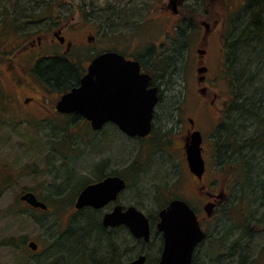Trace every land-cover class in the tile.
<instances>
[{"label":"rangeland","instance_id":"obj_1","mask_svg":"<svg viewBox=\"0 0 264 264\" xmlns=\"http://www.w3.org/2000/svg\"><path fill=\"white\" fill-rule=\"evenodd\" d=\"M170 1L0 0V30L10 27L6 26L5 20L12 18V28L15 31L8 37V43L12 40H16L13 41L15 43L26 42L31 38L36 39L51 27L53 16L57 18L55 21H65L72 17L78 19L79 11H82L99 32L111 33L113 50L135 57L141 56L144 64L154 69L157 78L165 85L162 87L159 118L155 123L158 137L154 144L160 147L154 150L148 142H140V199L132 200V203L142 202L141 207L149 216L153 227L157 223V208L174 196L186 199L195 210L200 211L201 201L194 190L195 186L193 187L181 153L172 149L173 159L162 150L169 140L168 135L165 136L166 132L170 131V137L178 142L187 119L194 118L204 134L207 180L213 183L214 188L211 191L216 194L223 191L226 196L214 217L204 222L209 238L198 252L196 262H208L219 253L220 258L216 264H264V197L260 191L255 190V183L264 179V153L255 149V155L251 153L247 156L248 163L240 159L241 165L230 170V173L221 170L222 164L221 161L218 162L216 154V132L222 125L224 138L228 130H231L227 129L231 128L230 125L232 130H238L237 141L243 142L255 135V118H241L229 110L228 106L232 104L234 95L237 94L239 100L255 97L261 102L260 112L264 116V68L251 52L252 49L246 50L239 41L242 22L238 18L243 13L241 11L246 0H182L176 15L172 10L164 9L169 6ZM201 22L211 24L206 65L211 69L212 76L218 74L217 85L211 86V93L218 92L223 103L221 105L217 102L216 107L223 111L211 112L214 115L197 98V88L203 85L197 86L193 78L198 60L197 49L206 48L201 43L205 33ZM215 22L218 23L216 28ZM235 41L234 68L239 70L240 66H244L245 73L242 80H237L235 76L236 80L232 82L229 75L222 73L221 77V73L217 71L221 67L226 71L225 53L229 43ZM145 54L146 57L143 56ZM249 72H253V75L250 76ZM17 114L12 109L4 110L3 106L0 109V162L7 164L0 165V264H44L41 256L34 257L29 253L24 242L35 239L43 244L46 239L47 244L54 243L59 227L64 228L70 219L73 223L70 232H73L75 239H78L79 234L89 235V241L85 245L88 249H93L101 242L98 239L97 216L85 215L74 219L69 216V210L62 214L58 211L71 202V195L66 194L73 191L68 190V186L74 188L77 185L78 188L82 185V179L86 183L90 182L96 165H106V159L110 156L108 154L118 157L121 137L108 132V129L95 135L82 120H69V128L64 130L65 121L62 119L46 120L39 116L22 117ZM226 122L230 125H225ZM177 142L174 147H177ZM122 148H125L123 153L128 163L137 160L135 143L132 145V141H125ZM248 152L249 148H244V154ZM24 191L37 193L51 208V212L34 215L23 209L17 201ZM249 215L251 218L247 221L255 230L253 237H249L250 241L236 244L232 257L221 246L217 251L214 240L218 239L217 243L219 240L224 242L233 223L235 229L231 239L227 241L230 243L239 238L242 229L237 226L242 218ZM12 238L19 240L16 241L18 248L8 244ZM158 245L159 238L156 237L151 247V262L156 259L155 248ZM134 251L135 245L130 239V257ZM53 252L55 253L52 254L50 249L46 258L48 263L56 258L58 252ZM85 261L78 257L75 263Z\"/></svg>","mask_w":264,"mask_h":264},{"label":"flooded vegetation","instance_id":"obj_2","mask_svg":"<svg viewBox=\"0 0 264 264\" xmlns=\"http://www.w3.org/2000/svg\"><path fill=\"white\" fill-rule=\"evenodd\" d=\"M181 3L182 0H180L179 5ZM164 9L172 10L174 12V6L171 4V1L169 6H166ZM177 13L174 12L175 15ZM52 18L54 22L51 27L44 30L41 35L37 36L36 39L31 38L26 42L21 43L13 42L16 40H12L8 43V37L10 38L12 33L15 31V29L12 28L14 20L12 18L5 20L7 21L6 26L10 25V27L7 29L3 27V29L0 30V109L2 106L4 110L12 109L15 113H18V116L22 117L39 116L40 118L46 120L62 119L63 121L82 120L91 128L95 135L106 129H108V132H114L118 137H121L122 145L118 151V157L110 153L108 154L110 156L106 159V165H96L92 174L93 179L90 182L86 183L85 179H82L83 181L80 187L77 188V185L74 188H71L72 186H68L67 189L73 191L71 194H66L68 196L71 195V202L67 206L63 205L65 210L61 207L62 210L60 209V211H58L62 214L66 210H69V216H73L74 219L85 215H96L98 219L97 229L99 231L98 239L101 241L100 244L93 249H87L88 251L86 250V252H84L83 249L76 248L72 245L67 246V237L70 235L73 236V232H70L73 224L70 219L66 223L67 227H59L60 231L54 243L52 242L51 244H47V240L45 239L44 243L41 244L38 240L30 239L24 242L27 245V250L34 257L41 256L44 260V264H128L134 262L142 256L145 257L144 264H159L164 246L163 234L156 228V225L159 222V214L161 210L166 208L172 200L180 198L183 199L182 197L174 196L170 198L165 205L160 206L161 208H157V223L153 227L151 222L152 227L149 241H146L144 238L134 236L129 227L124 224L106 227L104 226L103 220L106 215L112 214L118 207L122 209V212H126L130 207H135L139 211L145 213L141 207L142 202L132 203V200L135 201L140 199L139 175L140 165H142V163L140 164V142H148L154 150H157V147H160H156L154 144L158 137L155 123L159 118L158 110L163 99L162 87L165 83L161 82V80L157 78L154 69L149 68L144 64L141 56L135 57L113 50L111 33L99 32L96 27L92 26L91 21H88L90 19L85 18L82 11H79L78 19H76V17H72L67 18L65 21L62 19L55 21L57 19L56 16H53ZM217 25L218 23L215 22L214 28H216ZM201 28L205 29L204 36L201 38V43H204L206 48L197 49L198 60H196L195 63L193 78L197 86H203L197 88L196 95L210 113H215L216 110L217 112H221L223 111L222 108H217L216 106L218 105L217 102L221 105L223 104L222 98L218 92L211 93V90L212 87L217 85V73H221L222 77V73L224 74L225 70L221 67L218 69L216 73L217 75L212 76L211 69L206 65V58L209 53V42L207 40L209 33L212 30L211 24L201 22ZM2 45L4 46L2 47ZM112 51L120 53L126 58V60L138 61L140 64V73L143 75L146 74L151 78L148 89H158L159 103L154 108L152 132L146 137H129L120 130L119 126L112 122L106 123L100 130H94L91 123L80 115L63 114L57 110V104L61 98L73 88L80 86L81 80L88 74V69L91 63L97 57ZM143 56L146 57V54ZM56 61L66 63L75 69V82L64 90L51 84L49 79L45 77V75L49 72V66ZM223 64L224 63L222 62V65ZM99 78H103V76ZM95 80H97V77ZM181 122L183 123V121ZM187 123H185L184 129L182 130L183 135L178 138V142L177 139L170 137L168 134L170 131L166 132L165 136L168 135L167 137L169 140L165 143V148H162V150H165V152L171 155L174 159L171 151L175 148V150L178 151L177 153H181L183 160H185L187 170L191 175L190 177L193 182V187L195 186L194 190L201 201L200 211L194 210L202 230L209 238L204 222L214 217L215 212L219 209L226 196L223 191L219 194L211 191V189L213 190L214 188L212 187L213 183H209L207 180L208 162L205 158L204 134L198 128L197 121L194 118L189 117L187 119ZM194 132H200L202 135V156L205 161L206 169L201 179L190 171L186 155L187 145ZM125 141H127V143L132 141V145L135 143V147H137V160H133L134 162L131 164L128 163V160L123 153L125 148H122V146H124ZM176 142L178 145L177 147H174V143ZM148 156L150 157V155ZM149 157H147L148 160H150ZM0 165L7 164L0 162ZM108 178H119L125 182L124 189L117 194L114 200L99 209L91 206H85L83 208L77 207L78 198L86 187L103 182ZM76 182L78 183V179H76ZM29 193L34 194L40 203L46 205L47 209L43 210L41 208H35L26 201L21 200L24 195ZM183 200L188 202L186 199ZM17 202L21 205V207H23V209L29 211L30 213H34V215H37L38 213L46 215L51 212V208L43 201V199L37 193L32 191L22 192ZM188 204L190 203L188 202ZM208 206L212 207L211 216L206 210ZM156 237L159 238L160 245L155 248L157 251L156 259L151 262L150 252L152 251L151 247H153ZM130 239L135 245V251L131 257L129 256ZM16 241L19 240L12 238L8 244L18 248V243ZM205 242L200 243L196 247L193 262ZM31 243H33L37 248H31ZM50 249H52V254L55 253L53 252L54 250H57L58 253H56V258L48 263V259L46 260V258ZM78 257L85 259V263H75Z\"/></svg>","mask_w":264,"mask_h":264},{"label":"water","instance_id":"obj_3","mask_svg":"<svg viewBox=\"0 0 264 264\" xmlns=\"http://www.w3.org/2000/svg\"><path fill=\"white\" fill-rule=\"evenodd\" d=\"M180 0H171L174 12ZM103 76V78H99ZM97 77V80L95 78ZM151 78L140 73L138 61L126 60L117 52H108L97 57L89 66L88 74L80 86L66 93L57 104L63 114H76L88 120L94 130L112 122L129 137H146L152 131L155 106L159 103L158 89H148ZM202 135L194 132L186 148L190 171L199 179L205 173L202 156ZM125 182L108 178L89 185L80 194L77 207L102 208L114 200L123 190ZM35 208L46 210L34 194L21 198ZM211 215L212 207L206 209ZM104 226L126 225L138 238L150 239V219L135 207L122 212L120 207L105 216ZM157 230L163 234L164 246L159 264H192L196 247L207 235L201 229L198 217L189 204L180 199L172 200L159 214ZM31 248L37 247L31 243ZM142 256L128 264H144Z\"/></svg>","mask_w":264,"mask_h":264},{"label":"trees","instance_id":"obj_4","mask_svg":"<svg viewBox=\"0 0 264 264\" xmlns=\"http://www.w3.org/2000/svg\"><path fill=\"white\" fill-rule=\"evenodd\" d=\"M241 12L243 13L241 17L238 18V21L240 23L242 22L240 28L239 41L244 45L246 50L249 49L248 51H250V49H252L251 52L255 54V57L259 59L260 61L259 63L264 68V0H246ZM244 18H245V22H243ZM251 42H255L256 44L251 45L252 44ZM236 44H237L236 41L233 43H229L227 51L225 53L226 55L225 74L229 75L228 77H230L232 82L236 80L235 76H237V80H239V78L240 80H242V77L245 73V70H243L245 68L244 66H240L239 70L234 68L235 56L233 54V51ZM261 66H259V68ZM236 70L238 71L236 72ZM248 74L252 76L253 72H249ZM45 77L49 79V82L51 84L64 90L75 82V69L73 67H70L66 63L56 61L53 62L51 66H49V72L48 74L45 75ZM232 100H233L232 104H229L228 106L229 110L234 112L236 116L241 118L246 116H250V117L252 116L253 118H255V120H257V127L255 130V135L249 136L243 142L237 141L238 130H232L233 129L232 125L227 124V122L224 124L230 125L231 128L227 127V129H231V130H228V133L225 132L226 138H224L222 135L223 125L220 126V128H218L216 132V135L218 136V142L216 145V154H217L218 162L221 161L222 164V165L220 164L221 170H226L228 171V173H230V170H234L237 167V165H241L240 159H243L246 163H248L247 156L250 155L251 153L255 155V153H257L254 151L255 149H258L262 151V153H264V116L260 112L262 109V106L260 105L261 102L255 100V97L253 96H249L248 99L239 100L237 94L234 95ZM68 121L69 120H66L63 124L64 130L69 128L68 124H70V122H76L77 120H70V122ZM244 148H249L248 154H244ZM224 165L226 166L228 165V167H222ZM1 184L2 183H0V185ZM255 190L257 192L260 191L263 195L262 197H264V179L262 181L260 180V182L255 184ZM263 204H264V200H263ZM250 218L251 216L249 215L248 217L242 218L240 220V223L238 224L237 228L242 229L241 230L242 235H240L239 238H235L231 240L230 243L227 241L231 239L230 236L235 229L233 223L230 226V230L227 231L228 238L224 242L219 240V242L217 243L216 241L218 239H215L214 245L217 246V251L219 250V246H221L224 249L223 251L228 253L229 257H232L235 254L234 250H236L235 249L236 244H241V243L245 244L246 243L245 241L247 242L250 241L249 237H253V232H254L253 226L250 224L249 221H247ZM258 222L260 224V221ZM255 225L256 224H254V227L256 228L257 226ZM78 236H79L78 237L79 240L75 239V236L72 235L67 237L68 239L67 246L72 245L76 248L83 249V251L86 252L88 247L85 245V243L89 241V235L79 234ZM8 243H10V241ZM219 258H220V254L217 253L214 257H211L208 262L201 260L199 264H216L218 263ZM193 264H197L196 259L194 260Z\"/></svg>","mask_w":264,"mask_h":264},{"label":"bare ground","instance_id":"obj_5","mask_svg":"<svg viewBox=\"0 0 264 264\" xmlns=\"http://www.w3.org/2000/svg\"><path fill=\"white\" fill-rule=\"evenodd\" d=\"M255 100H257V99H255ZM256 184V183H255ZM158 224V223H157Z\"/></svg>","mask_w":264,"mask_h":264}]
</instances>
